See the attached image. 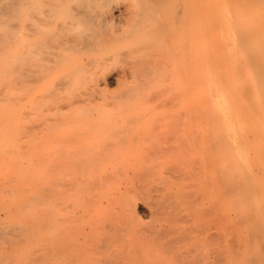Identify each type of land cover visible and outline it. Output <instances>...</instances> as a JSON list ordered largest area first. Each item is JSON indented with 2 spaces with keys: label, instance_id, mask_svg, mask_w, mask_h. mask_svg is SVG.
Instances as JSON below:
<instances>
[{
  "label": "bare ground",
  "instance_id": "6f19581e",
  "mask_svg": "<svg viewBox=\"0 0 264 264\" xmlns=\"http://www.w3.org/2000/svg\"><path fill=\"white\" fill-rule=\"evenodd\" d=\"M215 28L224 32L222 42L234 39L232 53L237 46L249 48L220 60L238 62L233 76L241 80L237 93L245 100L250 96L259 113L264 110V0H0V93H7V102L14 99L9 110L0 111V158L14 147L17 157L27 153L19 140L27 131L24 108L20 109L22 97L10 93L23 82L52 79L48 95L59 96L73 80L88 79L97 66L105 65L99 63L107 56L103 46L109 40L119 47L121 39H129H124L129 47L123 42L122 50L109 49L114 52L112 59L125 66L118 82L131 78L137 87L145 81L143 87L153 80L150 83H157L159 91L174 93L171 98L163 96L164 101L163 93L150 91L152 84L137 94L142 87L135 88L134 83L137 98L132 85L131 91L124 83L127 95L135 96L131 102L136 108L146 100L143 107L150 101L154 109L145 106L140 111L131 104L102 112L99 105L97 112L87 111L69 124L62 123L49 137L51 149L36 153L46 160L43 182L29 179L25 163L17 168L16 182L11 172L3 173V178L0 173V264H264V198L259 193L263 201H258L252 185L254 176L264 169L242 171L240 163L246 166L248 158L242 157L241 162L238 154V139L248 138L252 119L245 114L241 124L249 121L244 124L248 127L244 136L236 129L242 125L235 116L242 120L244 108L242 112L239 108L245 100L241 104L232 100V106L227 98L229 107L219 101L227 112L239 106L235 115L230 114L235 117L232 125L227 126L225 108L214 94H206L208 98L204 87L200 88L204 85L198 84L206 79L202 77L206 34ZM94 51L105 56L97 59ZM170 76H176L173 85L177 82L181 89L163 79ZM155 79L168 85L158 81L162 89ZM81 80L77 82L82 89V83L92 81ZM196 82L205 97L194 96L195 102L204 100L197 107L191 102L195 108L187 111L188 96L197 95ZM97 83H88L83 92L92 95L107 90ZM183 83L194 85L189 92L195 90L190 94L187 87V94L181 93ZM120 86L121 93L116 92L122 97ZM177 96L182 97L180 101ZM106 99L100 101L101 106H106ZM151 99L159 103L151 104ZM159 99L179 105L184 99L187 104L180 105L184 111L177 112L179 105L169 103L167 110H176L158 112V106L165 105ZM203 101L216 105L206 109ZM217 109L224 114L219 115ZM233 126L237 136L231 132ZM223 209L231 217L236 212L241 221L250 222L246 235L250 247L244 249L242 258L237 257L235 238L223 236Z\"/></svg>",
  "mask_w": 264,
  "mask_h": 264
},
{
  "label": "rangeland",
  "instance_id": "374dc122",
  "mask_svg": "<svg viewBox=\"0 0 264 264\" xmlns=\"http://www.w3.org/2000/svg\"><path fill=\"white\" fill-rule=\"evenodd\" d=\"M118 3L116 2L114 5H117ZM232 30V29H231ZM231 30L230 29H228V31L229 32H231ZM232 32H233V30H232ZM223 31L221 30V29H218V28H215V30H213L212 31V33H210V34H206V39H205V42H204V55H203V57L205 58V61L203 60V66H204V63H205V68L203 67V69H204V72H202V73H205V74H203L202 75V77H206V79L203 81V79L202 80H200L199 82L200 83H198V84H200V86H201V84H203L204 86H198L197 85V82H196V84H195V87H196V89L197 90H195V92L197 93V95H195V93H193L194 95H191V96H193V97H191L190 96V99H189V96H188V101H189V103L187 104L186 103V101L184 102V99H182L181 101L185 104H187L186 105V108H185V106H184V104L183 105H181L182 104V102H181V106H184V109L185 110H189L190 111V109H192V110H194L193 108H195V107H197L198 106V104H196V103H199V101L202 99H200L198 102H195V101H193L194 99V96H197L198 97V95H199V93L201 92V90H203L205 93V95L207 94H210V95H212V94H214L215 95V98H217V100L216 99H214V100H216L217 102H218V104L223 108V105H222V103H219V101L220 100H222L223 101V104L226 106V107H229V106H231L230 105V102H231V104H232V106H233V103H232V100H233V102H236L237 104H241V103H243V99L245 98L246 99V97H244L243 98V96L240 98V96L238 95V88H239V85H238V83L240 84V78H238L237 80L233 77V76H236L235 74H234V72L236 71V68H237V65H238V62H236V61H234V60H232V59H226V60H220V58L221 57H226V56H231L232 55V57L233 56H238V54L239 53H241L242 51H245V50H248L249 48H241V47H238L237 46V48L234 50V52L232 53V50H233V48H235L236 46L235 45H233L235 42H234V39H232V41H230L229 43H224V42H222L221 40V38H225V37H222L221 35H223ZM124 39H125V37H124ZM124 39H121V40H123L122 41V43L124 42L125 44H126V42L129 40L128 38H126L127 39V41H124ZM125 39V40H126ZM113 41H114V39H112ZM111 40V41H112ZM106 41H108V40H106ZM117 41H119V40H117ZM110 42V40L108 41V43ZM115 42V41H114ZM119 42H121V41H119ZM103 43V42H102ZM108 43H107V45H102L103 47H100V48H102V49H104V53H107V56L105 57V59H104V61L103 60H101V63H99V64H103L102 62H104L105 63V65H103V66H101V65H99V64H97V65H99V66H97L96 67V69L94 70V68H95V66H93V68H92V70H94V72H92L91 74H90V76L93 74V76L92 77H89L91 80V82H88V79H82L81 80V78H78L77 80H76V82H75V80H73L71 83H72V85H71V83H70V88H68V87H66L67 89L65 90V88H64V90H60V92H61V94L59 95V96H57V97H54V98H51L49 95H48V89H47V87L50 85L51 86V84L52 83H49V81L51 80V82H53V80L52 79H50L49 81H43L44 79H42V82H40V81H38V83L37 82H31V83H27V85H25L24 84V82L23 83H21V84H19V86L21 87V88H19V89H16L15 90V92L14 93H10L11 94V96L13 97L14 95H15V97L16 96H19V97H22V105H21V107H20V109L22 108V111H23V108H24V122H25V125H26V127H27V131H26V133L24 134V137L23 138H20L19 140H20V142L23 144V147L24 148H26V151H27V153L24 155V156H20V157H17L18 155H17V150L15 149V147H14V151L12 152V153H10V154H12L13 155V157H15V159H13L12 158V160H11V155L10 154H6V155H4L5 157L3 158V156L0 158V173L2 174V178H3V173H9V172H11L13 175V177L14 178H17V179H13V181H15L16 182V180H18L19 179V176L17 175V168L20 166V165H22L21 163H25V166H27L28 168V176H29V179H36V180H39L40 182H43L44 181V179H45V175H46V173H45V168H44V166H45V158H40V157H38L37 155H36V153H42V152H46V151H49L48 149H51V146H49V145H51V144H49L48 143V141H49V137H50V135H51V133L52 132H55L54 130L56 129V128H58L62 123H65V124H69L73 119H75V117L77 116V115H80V114H84V113H86L87 111H95V112H97L100 108H96V107H99V105H100V107L102 108V112L103 111H106L105 109L107 108L108 110V112L110 111V112H113L114 110L116 111V109L117 110H119V109H121V108H124V109H126V108H129L130 106H131V104H134L135 102V100H134V98H135V96L137 97V95H136V93L137 94H141V91H144L143 90V88L145 89L146 87L145 86H147V85H151L152 83H150L151 81L153 82V80H151V81H149L148 83H145V84H143V87H142V83H144V82H139V81H142V80H139L138 82L140 83V86H138L137 87V85H136V82H134L131 78H129V79H127L128 81L131 79L132 81H133V83H131V80H130V82H128L127 80H125V82L124 81H122L123 82V84H122V82H118L117 81V76H118V73L120 72V71H122V69L125 67L124 66V64L122 63L123 61H120V62H118V60H116L115 58L114 59H112V57H113V53L115 52L116 53V51L115 50H118V49H121L120 47L121 46H123L124 47V45H122V43L120 44L121 46H119V47H115L112 43L113 42H110L112 45V47L110 46V48H108L109 46H108ZM116 44V43H115ZM119 44V43H118ZM229 44H231V45H229ZM117 45V44H116ZM127 45V44H126ZM237 45V44H236ZM108 46V47H107ZM113 46L115 47V48H113ZM128 47H129V44L127 45ZM127 46H125L126 48H127ZM232 46H234V47H232ZM229 47H232V48H230V49H228ZM98 48V47H97ZM98 49V51L99 50H101V49ZM125 48V49H126ZM109 49H111L112 51H114L113 53H112V51H111V53H110V51H109ZM128 49V48H127ZM94 50H97V49H94ZM106 50V51H105ZM122 50V49H121ZM102 52H103V50H101ZM101 51H99V53L101 52ZM108 51H109V53H108ZM125 51V50H124ZM77 52V51H76ZM94 52H96V51H94ZM76 54V53H75ZM77 54H80V53H78L77 52ZM94 54H96V55H94ZM97 54H98V52H96V53H93V55L94 56H97ZM111 54V55H110ZM113 54V55H112ZM73 55H74V52H73ZM81 55V54H80ZM83 55H85V54H83ZM88 55V54H87ZM87 55L85 56V61H88L89 62V60L90 59H88L87 60ZM99 55L100 56H105V54L104 55H101V54H98V57H97V59H100V58H102V57H100L99 58ZM75 56V55H74ZM90 56H92L91 54H90ZM110 57H111V59L112 60H108V59H110ZM93 58V57H92ZM96 58V57H95ZM93 60H96V59H94L93 58ZM106 60L107 61H109V63L108 64H106ZM113 60H116L115 62H112ZM97 61V60H96ZM95 61V62H96ZM98 61H100V60H98ZM125 63V62H124ZM111 74V75H110ZM234 74V75H233ZM205 75V76H204ZM104 76H106V78L105 79H107V81L109 82H107L106 80H104ZM177 76V75H176ZM176 76H170V77H172L171 79L173 80V81H170V79H168V78H170V77H166V79L165 78H163L164 80H169L168 82H171V83H169V84H171L170 85V87L173 85V83L175 82V81H177V79H175V81H174V77H176ZM96 77V80H93L94 78ZM110 77V78H109ZM238 77V76H237ZM98 78V79H97ZM178 78V77H177ZM182 78V77H181ZM181 78L179 77V79L181 80ZM40 80V79H39ZM48 80V79H47ZM79 80H81V81H84V80H86L85 82L88 84V86L90 85V86H93L94 84L96 85V83L98 82V81H100V83L98 82L97 84H99V85H102V86H100V87H103V88H105V89H107V90H104V89H102V90H100V91H103L104 90V92L102 93V92H99V90L98 91H96V92H94V93H92V95H86L84 92H83V89L85 90V87L87 88V84H83L82 83V87H83V89L81 88V85H80V83L79 82H77V81H79ZM98 80V81H97ZM157 82L158 81H160V82H163V83H165V82H167V81H163L162 79H159V80H157V79H155ZM154 80V82H156ZM162 80V81H161ZM186 80V79H185ZM191 80V79H190ZM190 80H189V82H188V84H190ZM94 81H97L96 83L94 82ZM182 81H184L183 79H182ZM192 81H195V80H191V82ZM203 81V83H201ZM118 82V83H117ZM160 82H158L159 84H160V86H161V84L162 83H160ZM185 82V81H184ZM205 82V83H204ZM94 83V84H93ZM106 83L108 84L107 85V87L108 88H106L105 86H103V84H105L106 85ZM124 83H125V85H124ZM130 83V84H129ZM135 83V85H134V87L136 86L137 88H139L140 89V87H142L141 89H140V92H136L135 93V90H137V89H135L134 87H133V84ZM139 83H137L138 85H139ZM178 83H180V82H178ZM186 83V82H185ZM24 84V85H23ZM91 84H93V85H91ZM119 84H121V85H123V86H120ZM157 83H155V86L152 84L151 86H153V89L151 88V86H150V89H149V86H148V90H150V91H154L155 89H157L158 87H157V85H156ZM158 84V85H159ZM175 84H177V82L175 83ZM174 84V85H175ZM132 85V86H131ZM165 85H168L167 83H165L164 84V87H166ZM174 85H173V87H174ZM182 85H186V84H182ZM192 85V87L194 86L193 84H191ZM191 85H189V87H191ZM198 86V88H197V86ZM18 86V87H19ZM119 86H120V88H121V91L122 90H124V86L125 87H127L128 86V88H130V86H131V88L133 87L134 88V90L132 91V89H131V91L132 92H134L133 94H135V96L134 95H127V94H129V93H127L126 91H127V89L128 88H126L124 91H123V94H120V96L122 95V97H119V95L117 94V92L116 91H118L119 90ZM180 86V85H179ZM178 84H177V87L175 86V88L177 89L178 87ZM156 87V88H155ZM163 87V88H164ZM169 87V88H170ZM188 86H185V90H180L181 91V93H182V91H186V94H187V90H186V88H187ZM188 87V92L190 91V90H192V88H189ZM194 87V88H195ZM199 87L201 88V90L199 89ZM202 87H204L203 89H202ZM123 88V89H122ZM161 88H162V86H161ZM162 88V89H163ZM168 88V87H167ZM182 88V87H181ZM180 87H179V89H181ZM89 89V88H88ZM139 89H138V91H139ZM158 89H160V88H158ZM157 89V90H158ZM161 89V90H162ZM166 89V88H165ZM164 89V90H165ZM172 90L174 89V88H171ZM171 89L169 90V91H171ZM176 89H174L173 91H175L176 92ZM179 89H177V90H179ZM184 89V88H183ZM147 90V93L148 92H150V91H148ZM156 90V91H157ZM193 90V91H194ZM106 91H108V93L106 92ZM128 91H130V90H128ZM145 91H146V89H145ZM159 91V90H158ZM163 91V90H162ZM159 91V92H161V93H163V95L161 96L160 95V93H158V95H160L161 97H162V100L164 99L163 98V96H166V98L167 97H169V98H171L170 96H172L171 94L173 93V92H170L169 93V95H167L166 94V91H168L167 89L165 90V91ZM193 91H191V92H193ZM198 91H200V92H198ZM1 92V91H0ZM82 92L85 94V95H83L82 94ZM115 92V93H114ZM124 92H126V94L124 93ZM131 92V93H132ZM165 92V93H164ZM191 92H189L190 94H191ZM5 93V92H4ZM0 93V111H5V110H9V107L11 106V103H14V99L11 101H9V102H7V93ZM112 93V94H111ZM114 93V94H113ZM118 93H121L120 91H118ZM130 93V94H131ZM154 93V92H153ZM157 93H156V96H157ZM177 93H179V92H177ZM177 93L175 94V95H177ZM180 93V94H181ZM9 94V93H8ZM99 94V95H98ZM102 94V95H101ZM116 94V95H115ZM150 94V93H149ZM155 94V93H154ZM166 94V95H165ZM174 94V93H173ZM180 94H178V95H180ZM185 92H183V94H182V96H183V98H187V95L185 94ZM203 95V92L202 93H200V97ZM126 95V96H125ZM143 95H146V93H142V97H143ZM150 95H152V93L150 94ZM149 95V96H150ZM206 95V96H207ZM209 95V96H210ZM113 96V97H112ZM116 98H115V97ZM138 96H140V95H138ZM155 96V97H156ZM204 96V95H203ZM202 96V97H203ZM4 97H6L5 98V100L4 101H1L2 99H4ZM14 97V98H15ZM105 97H107L108 99H106ZM147 97L148 96H146V98H145V96H144V98L145 99H147ZM150 97H153V95L152 96H150ZM155 97H153L154 99H158V98H155ZM178 97V96H177ZM181 97V96H180ZM180 97H178L177 98V101H180V99L182 98H180ZM196 97V98H197ZM205 97V96H204ZM208 97V96H207ZM210 97H214L213 95L212 96H210ZM137 98H139V97H137ZM136 98V99H137ZM173 98H175L176 99V97L174 96ZM173 98L171 99V100H173ZM195 98V99H196ZM209 98V97H208ZM223 98H226V99H224L223 100ZM227 98H229L230 99V102L227 100ZM243 98V99H242ZM247 98H249L250 99V96L249 97H247ZM104 99H106L105 101H106V103L104 104V105H106V106H103V104H102V106H101V102L100 101H102V100H104ZM129 99H130V101H129ZM148 99H150L149 97H148ZM147 99V101H149ZM161 99V98H160ZM159 99V100H160ZM206 100H207V98H205ZM244 99V100H245ZM249 99H247V100H245V102H246V105H247V107H246V105H245V102H244V106L242 105H240V108H239V106L236 104V103H234V106H236V107H238L239 109H240V112H242V110L241 109H243L244 108V110H243V115H241V114H237V115H241L242 116V120L239 118V116L237 117V116H235L236 117V121H240V123H238V124H241L242 122H243V118H247L248 117V119L249 120H251L252 119V125H251V123H250V125L254 128V131H253V128H252V131L250 130L251 128V126L249 127V131H250V135L248 136V138H245V137H241L240 136V138L238 139V141H239V148H240V150L238 151V154H239V156H240V159H241V162L243 161V158L246 160L247 158V160H248V162H246L247 164H246V166H244L245 165V163L244 162H242V163H240V165H242L241 166V169H242V171H244L245 172V170H249L248 168H250L251 169V171H258L260 168V170H259V172L262 170V169H264V110H262V109H260V111H259V113L258 112H256L255 111V108H254V105H253V102H251ZM131 100H134V101H132L131 102ZM139 100H143V99H139ZM138 100V102L140 103L141 101H139ZM170 100V101H171ZM187 100V99H186ZM192 100V101H191ZM198 100V99H197ZM202 100H204V99H202ZM201 100V101H202ZM252 100V99H251ZM104 101V102H105ZM137 101V100H136ZM145 101L146 100H144V102L142 101L141 103H145ZM155 101H157L158 103H159V101L158 100H153V99H151V104H154V102ZM164 101H165V99H164ZM164 101H162V102H164ZM166 101H168V100H166ZM210 101H212L213 102V100H210ZM104 102H102V103H104ZM131 102V103H130ZM138 102H136V103H138ZM150 102V101H149ZM149 102H147L148 103V105H145V106H148V107H150L151 108V110H153L154 109V106H149L150 104H149ZM162 102H161V100H160V105H164V104H162ZM172 102V101H171ZM191 102H195L194 104H195V107L193 106V105H191L192 103ZM204 102V101H203ZM203 102H200V104L201 103H203ZM212 102L210 103L209 101H207L206 103L204 102V105H205V108L207 109V107L211 104V105H214V104H212ZM221 102V101H220ZM140 103V106L142 105V107L141 108H145V106L143 107V105L144 104H141ZM165 103V105H164V107L166 108V109H164V107H162V106H158L160 109L161 108H163L164 110H162V111H159L160 109H158V112H168L169 111V109L170 108H172V107H170L168 110H167V104H169L170 102L168 101L167 103L166 102H164ZM174 103H177V102H175V100H174ZM174 103H172V104H174ZM215 103V105H216V102H214ZM6 104V105H5ZM130 104V105H129ZM156 104V103H155ZM171 103H170V106H173ZM178 105H179V103H177ZM176 104V105H177ZM191 106H190V105ZM158 104H156V106H157ZM177 105V106H178ZM180 105H179V107H180ZM197 105V106H196ZM204 105L202 106V107H204ZM214 105V106H215ZM219 105L217 106V107H219ZM25 106V107H24ZM133 106H135V108H136V104H134ZM132 106V107H133ZM138 106H139V104H138ZM139 106V107H140ZM174 106H175V104H174ZM176 106V107H177ZM189 106H190V108H189ZM193 106V107H192ZM200 106V105H199ZM225 106H224V108H225ZM105 107V108H104ZM131 107V109L130 110H133V108ZM148 107H146V111H147V108ZM169 107V106H168ZM179 107H177V108H179ZM236 107H233V108H230V110L231 109H233V111L235 112L236 110H237V108ZM119 108V109H118ZM141 108H136V109H140V111H143ZM153 108V109H152ZM181 108L182 107H180L179 109H177V112H180V111H184V110H181ZM210 108V107H209ZM223 108V109H224ZM135 109V110H136ZM156 109V110H157ZM174 109V108H173ZM214 109V108H213ZM216 109V108H215ZM214 109V110H215ZM228 109V108H227ZM227 109L225 108L224 110L226 111V114H227V116H225L224 117V112H222V111H220V112H222L224 115H223V121L224 120H226V119H228V122H230V124L229 123H227V121H226V125L228 126H230V125H232V121H233V119L235 118V117H233V115H235L234 114V112L232 113L231 111L229 112V110H228V112H229V115H228V112H227ZM61 112H60V111ZM128 110V109H127ZM148 110H150L149 108H148ZM174 110H176V109H174ZM174 110H172V109H170V111H174ZM214 110H212L213 112H215ZM222 110V109H221ZM18 111V110H17ZM101 111V110H100ZM106 111V112H107ZM114 111V112H115ZM122 111H123V109H122ZM126 111V110H125ZM129 111V110H128ZM139 111V110H138ZM209 111V110H208ZM217 113H219V115L221 114L222 115V113H220L219 112V110L217 109ZM239 111V110H238ZM157 112V111H156ZM176 112V111H175ZM236 113V112H235ZM230 114H233L232 116L230 115ZM245 114H247L248 116L246 117L245 116ZM240 116V117H241ZM74 117V118H73ZM222 117V116H221ZM240 119V120H237V119ZM72 119V120H71ZM232 119V120H231ZM248 119H246V121H244V124L245 125H248L247 124V120ZM71 120V121H70ZM231 120V121H230ZM248 120V121H249ZM235 122V121H234ZM237 124V123H236ZM244 124H241L242 126V128H236V129H240V131H241V133L242 132H245L246 130H248L247 128H246V126H244ZM224 125H225V122H224ZM233 125H234V123H233ZM226 126V127H227ZM238 125H236V127H237ZM243 126H244V128H246L245 130H244V128H243ZM65 127V126H64ZM239 127H240V125H239ZM60 128V127H59ZM229 128V127H228ZM232 128H234L233 129V131H231L233 134H235L238 130H235V126H233V127H231L230 129L232 130ZM234 130L236 131V132H234ZM244 130V131H243ZM247 132V131H246ZM245 132V133H246ZM252 132V133H251ZM1 133V132H0ZM2 133H3V131H2ZM238 133V132H237ZM237 133H236V136H237ZM245 133H242V134H244V136L246 135V134H248V132L245 134ZM14 135H16V136H18L17 134H14ZM240 135V134H239ZM235 136V135H234ZM1 137L2 136H0V139H1ZM2 139H3V137H2ZM236 139V138H235ZM237 140V139H236ZM28 152H29V154H28ZM243 157V158H242ZM246 157V158H245ZM224 163H225V161H224ZM244 166V167H243ZM240 170V169H239ZM262 171H264V170H262ZM261 171V172H262ZM239 172V171H238ZM255 172V173H256ZM258 173V174H260V176L259 175H255L254 176V178H253V181H252V185L254 186V188L256 189V196H257V194H258V201L259 202H262L263 200V198H264V194H263V192H264V177H262L263 175H262V173ZM264 174V173H263ZM17 175V176H16ZM252 175H253V172H252ZM262 177V178H261ZM263 190V191H261V190ZM261 191V192H260ZM262 193V196H263V198L261 199V198H259L260 197V194ZM241 213H243V211L244 210H239ZM237 212H238V210H237ZM223 215H224V217H226V219L224 218L223 220L224 221H226V222H223V236H225V235H228V236H231V237H233V238H235V241H236V243H237V245L239 246V249H238V255H237V257H240V258H242V256H243V251H244V249H247V248H249L250 247V244L248 243V241L246 240V235H247V227H249L248 225H250V222H247V221H241V218L239 217V216H236V212H235V214H234V217H231V216H229V211L228 210H226V209H223ZM227 218H229V220L227 219ZM240 222H243L242 224H240ZM233 231V232H232Z\"/></svg>",
  "mask_w": 264,
  "mask_h": 264
}]
</instances>
